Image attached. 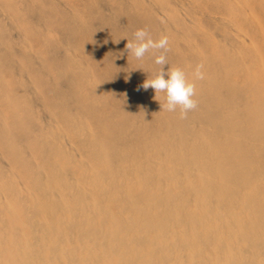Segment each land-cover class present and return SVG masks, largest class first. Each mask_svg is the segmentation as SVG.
I'll list each match as a JSON object with an SVG mask.
<instances>
[{
    "label": "bare ground",
    "instance_id": "1",
    "mask_svg": "<svg viewBox=\"0 0 264 264\" xmlns=\"http://www.w3.org/2000/svg\"><path fill=\"white\" fill-rule=\"evenodd\" d=\"M98 2L0 0V264H264V0L125 1L185 119Z\"/></svg>",
    "mask_w": 264,
    "mask_h": 264
},
{
    "label": "clouds",
    "instance_id": "2",
    "mask_svg": "<svg viewBox=\"0 0 264 264\" xmlns=\"http://www.w3.org/2000/svg\"><path fill=\"white\" fill-rule=\"evenodd\" d=\"M127 51L134 55L137 59H143L146 53L152 49L163 50L156 56L155 63L161 66L160 71L152 79H147L140 86L143 90L149 88L154 89L156 96L158 93L166 94V103L161 104L162 110L166 109L169 112L179 110L181 119H185L188 113L195 110L198 106L196 96V85L190 82L186 72L177 67H169L165 71V66L168 65L166 53L169 50L168 37H162L158 41L153 40L146 29H139L133 34L131 41L127 40ZM204 64L200 63L196 66L194 76L196 80H204L205 72L203 71Z\"/></svg>",
    "mask_w": 264,
    "mask_h": 264
},
{
    "label": "rangeland",
    "instance_id": "3",
    "mask_svg": "<svg viewBox=\"0 0 264 264\" xmlns=\"http://www.w3.org/2000/svg\"><path fill=\"white\" fill-rule=\"evenodd\" d=\"M125 1L126 0H109V1L108 0H103L101 2V0H100L101 3L98 2V4L100 6V9L102 8V5H104V4H106L107 6H111L112 10L114 9V11L120 16V19L124 20V22H126L128 24L131 23L133 25L135 22L133 23V21L131 22V20H129V18H128L129 17V15H128L129 12H126L125 10H123ZM130 1H134V4H135L136 0H130ZM101 11H102V9H101ZM137 12L140 15L141 11L139 10V7H137ZM105 15H107L106 18H110V15H108V14H105ZM140 22L143 23L142 21H140ZM141 27H142L141 24H135V26L133 28H135L136 30H139V29H142ZM156 40L158 41V39H156ZM223 62H226V60H224ZM218 65L221 67L220 64H218ZM248 68L252 69L253 67L251 65H248ZM211 70H212V68H210V73H211V76L213 78V77L216 76V73L213 74V72ZM224 73L225 72H223V74ZM262 73H264V71H262ZM261 76H262V74H261ZM261 76L259 74H257V73L255 74V77H257V79H258L256 84H259ZM213 80H215V79H213ZM228 86L231 87L233 92L235 94H237V95H251L252 94V88H253L254 93L259 94V92L257 91L256 87L255 88L254 87L242 88V87H239L238 85H235V86L228 85Z\"/></svg>",
    "mask_w": 264,
    "mask_h": 264
}]
</instances>
